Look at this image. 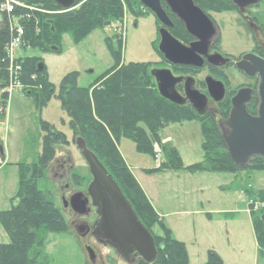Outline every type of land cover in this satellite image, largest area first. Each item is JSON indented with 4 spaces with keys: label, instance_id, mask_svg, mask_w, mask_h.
<instances>
[{
    "label": "rangeland",
    "instance_id": "rangeland-1",
    "mask_svg": "<svg viewBox=\"0 0 264 264\" xmlns=\"http://www.w3.org/2000/svg\"><path fill=\"white\" fill-rule=\"evenodd\" d=\"M204 1L220 29L221 42L218 47L215 46L220 54L239 59L259 45L241 17L233 9H225L232 7L230 0ZM120 2L122 18L109 19L105 29L94 30L81 42H76L71 33H64L60 43L61 53L31 48L25 39L23 47L16 49L15 58L41 59L49 83L56 88V95L62 81L73 73L79 74L80 88H89L95 83L96 87L106 84V79L97 82L115 66L113 51H121L123 65L147 64L149 72L153 69H169L177 77L192 76L200 89L199 84L209 76L208 71L188 67L178 69L170 65L159 51L162 24L151 11H143L140 0ZM213 5L222 9H216L219 12L210 9ZM31 8L33 11L29 12L31 20L28 22L34 25L38 35L43 34L41 20L50 21L65 12L49 11L39 6ZM250 9L251 17L264 34V1ZM220 74L227 87L230 104L212 102L210 109L214 116L211 117L218 125L219 116L229 119L234 94L255 85L235 67L220 70ZM26 89L20 83V87L11 91L7 117L5 121L0 118V140L5 155L3 158L0 152V161L5 160L0 167V210L10 208V200L19 187L21 166L38 163L43 155L46 136L43 124L47 123L65 136L66 144L57 147L45 177L39 181V189L62 212L69 231L64 234L47 233L44 230L38 232L44 243L39 263L128 264L114 249L94 235L98 215L91 200L90 213L85 216L77 215L70 206L65 207V202H69L77 193L88 197L87 189L92 182L89 167L77 148L78 136L71 130V119L63 111L58 97H52L41 108L36 98L28 95L30 90ZM41 91L40 87L35 86V94ZM226 113L228 115L224 118ZM187 116L191 114L187 113ZM209 121L195 117V121L170 125L165 131H160V138L154 142L155 157L140 154L134 142L122 139L113 148L100 151V158L113 170L123 188L137 198L136 202L140 204L138 208L148 218L147 222L158 241L165 243L168 238L161 227L163 224L172 230L175 239L185 243L190 264L208 261L209 253L214 252L208 250L218 251L225 259V264H256L259 246L257 248L253 222L254 219L262 221L264 214V171L202 172L187 169L203 162L202 126L209 125ZM140 126L145 127L143 123ZM173 150L178 151L184 167L163 170V166L169 167L170 160L172 163L177 162L174 154L169 159ZM155 166L157 168L152 169ZM144 177L153 191L151 194L154 195L152 198L157 208L144 191ZM151 177H155L153 181H150ZM139 190L146 196L156 215L148 212ZM160 212L168 214L167 219L161 217ZM3 240L10 241V238L0 222V241ZM40 249L42 251V248L36 247L32 256L37 257ZM260 260L264 263V257L259 259V263Z\"/></svg>",
    "mask_w": 264,
    "mask_h": 264
},
{
    "label": "trees",
    "instance_id": "trees-1",
    "mask_svg": "<svg viewBox=\"0 0 264 264\" xmlns=\"http://www.w3.org/2000/svg\"><path fill=\"white\" fill-rule=\"evenodd\" d=\"M17 1L29 7L39 6L49 11H64L53 0ZM193 1L199 8L206 9L204 0ZM5 2L6 0H0V118L2 121H5L7 117L11 96L10 88L13 74L10 71L9 48L12 39L15 37L10 17L2 11ZM77 4L78 9L65 11L50 21L43 22L41 20L40 25L43 28V34L38 35L34 25L31 22H26L25 39L28 45L42 52L61 53L60 43L64 33H71L76 42H81L94 30L105 29L109 19L123 17L120 0H77ZM163 7L167 9L164 2ZM232 7L225 9H236L233 4ZM210 9L219 12L220 10L216 9L222 8L213 5ZM26 12L18 8L12 16ZM219 43L220 40L217 44ZM110 47L112 46L110 45ZM53 48H57V51ZM113 55L116 61L115 66L97 82L106 79L107 83L102 86L96 87L95 83L89 88H80L78 86L79 74L73 73L62 81L58 95H56V88L49 83L46 76V67L38 58L17 60L21 67L18 80L24 88L30 90L26 89L28 95L34 96L41 108L52 97H58L62 103L63 111L71 119V130L76 136L82 137L86 141L88 148L116 180L141 222L151 233V225L147 222L148 218L143 215L142 209L138 208L140 204L136 202L138 201L137 198L123 188L113 170L104 164L100 158V151L111 149L122 139H127L135 143L140 154L155 157L154 142L160 138V131L170 125L195 121V117H198L203 120H210L209 125L202 126L204 136L203 162L187 169L202 172L264 171V158L261 156L254 157L245 167H239L232 161L223 138V130L218 124H215L216 122L210 114L201 117L190 105L177 106L163 99L156 87V81L151 76V72L147 70L149 67L147 64L123 65L121 51H113ZM35 86L42 90L41 93H37L38 95L34 92ZM223 103L230 104L229 99L226 98ZM257 104L258 101H256L255 106ZM187 113H190L191 116H187ZM227 115L226 113L224 118ZM141 123L145 127H141ZM43 128L46 131L43 155L38 163L21 166L19 190L12 200V207L8 211L0 212V222L10 238L8 244H0V264H40L39 258L43 252L44 243L39 238L38 232L44 230L47 233L64 234L69 231V225L62 212L50 197L39 189V181L45 177L46 171L55 157L57 147L66 144L65 136L47 123L43 124ZM0 150L3 158H5L1 140ZM172 154L177 157V162L172 163L170 160L169 167L165 165L163 170L182 169L184 167L178 151H171L169 159L173 156ZM152 172L156 171L153 170ZM140 194L148 212L151 211L153 215H156L142 191ZM253 225L260 259L264 257V225L258 219H254ZM161 227L168 238H166L165 243H160L152 233L159 253L156 264H190L186 245L175 239L172 231L163 224ZM36 247L42 248V251L40 249L39 255L33 257L31 253ZM137 264L146 263L139 261ZM205 264H225V262L218 254L211 252Z\"/></svg>",
    "mask_w": 264,
    "mask_h": 264
},
{
    "label": "water",
    "instance_id": "water-1",
    "mask_svg": "<svg viewBox=\"0 0 264 264\" xmlns=\"http://www.w3.org/2000/svg\"><path fill=\"white\" fill-rule=\"evenodd\" d=\"M53 1L64 11H73L78 7L77 0ZM230 1L237 9L245 10L264 0ZM140 2L163 26L159 32L161 38L159 51L170 65L203 69L206 61L217 67H224L231 61L219 53L209 54L217 29L209 16L193 0H165L168 8L185 25L187 32L197 40L189 46L178 41L170 33L169 30L174 24L164 10L162 0ZM53 50L57 51V48ZM238 68L250 77L259 75L261 78L258 116L254 117L247 111V104L251 101V90H240L232 101L233 109L226 121L229 130L223 134L232 161L239 167H245L254 157L264 158V60L247 54ZM151 76L155 79L163 99L177 106L189 104L201 117L207 114L214 116V112L209 108L208 96L197 89L194 77H177L169 69H153ZM205 83L211 99L215 103H221L226 95L225 85L211 76L205 78ZM180 84L184 85L185 96L177 90ZM76 145L89 167L92 182L87 189L88 197L83 193H77L69 202H65V207L70 206L77 215L85 216L90 213L91 200L98 215L94 235L102 243L114 249L128 264H137L139 261L156 264L159 253L153 234L141 222L116 180L88 148L86 141L78 137ZM261 220L264 225V214Z\"/></svg>",
    "mask_w": 264,
    "mask_h": 264
},
{
    "label": "flooded vegetation",
    "instance_id": "flooded-vegetation-1",
    "mask_svg": "<svg viewBox=\"0 0 264 264\" xmlns=\"http://www.w3.org/2000/svg\"><path fill=\"white\" fill-rule=\"evenodd\" d=\"M163 2L165 3V0H162V4ZM166 4V3H165ZM167 6V5H166ZM254 7V6H253ZM164 10L167 12L169 18L171 19V21L174 24V27L172 29H170V33L172 34L173 37H175L178 41H180L181 43H183L186 46L191 45L192 43L196 42L197 40L191 36L187 30L185 25L181 22V20L178 18V16H176L174 13H172V11L168 8L167 9L165 7H163ZM251 8V7H250ZM245 9V10H241V9H233V12L237 13L241 19L246 23L248 29L250 30V32L252 33V36L255 38V40L258 42V46L255 47V49H253L250 53L248 54H253L255 58H259L264 60V34L262 31H260L259 27L256 25V23L254 22V19L251 17L250 15V11H252V9ZM148 10V9H143V11ZM205 14H207L209 16V18L213 21V23L216 26L217 29V34L214 37V39L212 40V44L210 47V51L209 54H216L219 53L218 50H216V47H218L217 44L218 40H220L221 42V33H220V29L216 23V21L214 20L213 16L211 15V11L207 10V9H201ZM149 11V10H148ZM152 13V12H151ZM154 15V14H153ZM172 16V17H171ZM154 17L157 19V17L154 15ZM255 18V17H254ZM158 20V19H157ZM178 25H180L178 27ZM161 30V29H160ZM159 30V32H160ZM160 34V33H159ZM161 40V38H160ZM220 54V53H219ZM222 55V54H221ZM247 54H243L241 55V57L239 59L235 58V56H224L222 55L224 58L230 59L231 61L224 67H217L214 65L209 64L206 61L205 67L203 69H195L197 71H204L207 70L209 73V76L213 77L215 80L222 82L224 85L225 83L223 82L222 78H221V74H220V70H223L225 68H231V67H235L237 69H239V64L242 63L244 56ZM241 71V70H240ZM242 74H244L248 79H250L251 81L254 82V86L253 87H246L243 89H249L251 90V101L247 104V111L250 115L257 117L258 116V112H259V106H260V98H259V87H260V83H261V78L259 75H256L255 77H250L249 75H247L245 72L241 71ZM180 77V76H178ZM208 77V76H207ZM197 81H196V87H197ZM200 89H198L199 91H203L205 93V95L208 96L209 98V108H211L212 106V102H214L211 97L209 96L208 93V88L206 86L205 80L204 82H201L199 84ZM226 88V95L224 100L221 103H216V104H222L226 98H228V91H227V87L225 85ZM177 90L179 91V93L183 96H185V92H184V85L180 84L177 87ZM242 90V89H241ZM239 92V91H238ZM238 92H236L234 94V96L231 99V104L233 99L235 98V96L238 94ZM202 93V92H201ZM256 101H258L257 106H255ZM215 103V102H214ZM189 105V104H188ZM191 106V105H190ZM192 107V106H191ZM232 109H233V104H232ZM231 114V111H230ZM208 115V114H207ZM226 120L227 119H223V117L219 116L218 118V123H220V127L223 130V133L229 130L228 125L226 124Z\"/></svg>",
    "mask_w": 264,
    "mask_h": 264
},
{
    "label": "built area",
    "instance_id": "built-area-1",
    "mask_svg": "<svg viewBox=\"0 0 264 264\" xmlns=\"http://www.w3.org/2000/svg\"><path fill=\"white\" fill-rule=\"evenodd\" d=\"M18 8L27 11L26 13H21L20 15L12 16ZM2 11L6 12L10 17V22L12 29L15 31V37L12 39L10 48H9V57H10V71L13 74V80L11 81L12 91L14 88L20 87V82L18 80L19 72L21 71L20 65L17 63L15 58L16 49H21L25 43L26 37V22L31 20V14L33 9L27 6L24 3H20L17 0H6L5 4L2 6ZM20 20L18 24H16V20Z\"/></svg>",
    "mask_w": 264,
    "mask_h": 264
},
{
    "label": "crops",
    "instance_id": "crops-1",
    "mask_svg": "<svg viewBox=\"0 0 264 264\" xmlns=\"http://www.w3.org/2000/svg\"><path fill=\"white\" fill-rule=\"evenodd\" d=\"M166 129H168V128H166ZM165 129V130H166ZM164 130V131H165ZM3 162H4V160H3ZM3 162H1L0 161V164L1 165H3ZM157 168V166H155L154 168H152V169H156ZM164 172H166V171H161L160 173H164ZM158 175H162V174H158ZM158 175H156L155 177H157ZM154 177V178H155ZM153 177H151L150 178V181H153V179H154ZM144 183H145V186H144V191H145V193L147 194V196H148V198H149V200L152 202V204L155 206V208H157L156 207V205H155V203H154V200H153V194H151L152 192H151V190H150V184H147V180L145 179V177H144ZM19 183H20V181H19ZM18 190H19V187H18ZM18 190L16 191V193H15V195L11 198V200H10V202H11V204H10V208L8 207L7 209H5V210H0V212H3V211H8V210H10L11 209V207H12V200L16 197V195H17V193H18ZM160 209H162V206L160 207ZM157 211H158V209H157ZM216 213H221L220 211H216ZM215 213V214H216ZM160 215H161V217H164L165 219H167V217H168V214H162L161 212L159 213ZM168 224V223H167ZM169 227V226H168ZM170 228V227H169ZM171 230V229H170ZM172 231V230H171ZM174 234V233H173ZM254 235H255V233H254ZM255 239H256V237H255ZM178 241H180V240H178ZM10 241L9 240H6V241H0V244H8ZM180 242H182V241H180ZM184 243V242H183ZM257 243V242H256ZM185 244V243H184ZM257 248H258V245H257ZM209 251H214L215 253H217L222 259H223V257L219 254V252L218 251H216V250H208V252ZM208 252H207V254H208ZM257 252H258V250H257ZM225 259H223V261H224ZM205 261V260H204ZM207 261H205V262H201V264H205ZM225 262V261H224ZM264 264L263 263V261L262 260H260V263H259V256H258V253H257V255H256V264Z\"/></svg>",
    "mask_w": 264,
    "mask_h": 264
}]
</instances>
